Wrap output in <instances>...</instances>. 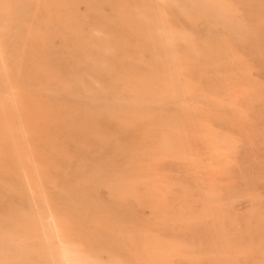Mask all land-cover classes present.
<instances>
[{"label":"bare ground","instance_id":"obj_1","mask_svg":"<svg viewBox=\"0 0 264 264\" xmlns=\"http://www.w3.org/2000/svg\"><path fill=\"white\" fill-rule=\"evenodd\" d=\"M262 14L264 0H0V264H264L260 194L246 217L231 200L249 178L239 147L263 134L237 45Z\"/></svg>","mask_w":264,"mask_h":264},{"label":"rangeland","instance_id":"obj_2","mask_svg":"<svg viewBox=\"0 0 264 264\" xmlns=\"http://www.w3.org/2000/svg\"><path fill=\"white\" fill-rule=\"evenodd\" d=\"M224 6L225 7H222V10H223L224 14H226L228 16V18L229 17L231 18V19L230 18L229 19L231 20L232 23L236 22L238 20L237 18H241V16L243 17L244 14H243V12L241 11V9L239 7H237V6L235 7L233 4H231V5L227 4V5H224ZM78 7H80V8H78ZM235 8H237V9H235ZM31 9L32 8H29L28 11H30ZM77 9L79 11L81 10V13H85L86 10H87L86 5L84 3H82V2L77 5ZM105 10L108 13L110 11L109 8H106ZM231 11L234 14L233 13L231 14ZM235 13L238 14V15H235ZM245 16L250 21V18L246 14H245ZM261 16L264 17V14H262ZM182 23H184V21ZM251 26H253V27H251ZM248 27L249 28L251 27V29H249V31H250L249 34H251V35L248 34V36L250 38L247 36L246 42H242V41L238 40L237 45L242 51L244 50L246 55L252 61L253 68L251 67V69H250L251 72L250 73L252 74V76L254 78H256L258 80V82L262 85V89L264 90V70H263L264 69V24L263 23H259L258 27L255 26V25H249ZM255 30H257V32ZM231 32H232V34H235V31L234 32L231 31ZM253 39H254V42H253ZM28 40L29 41H33L34 39L28 38ZM18 41H19V39H18ZM55 41L59 42L60 40L59 39H55ZM252 50H253V52H252ZM259 50L262 53L261 54V56H262L261 58L263 60H261L260 55H258V54H260ZM255 51H256V55L251 54V53L255 54ZM80 105L82 107H85L86 106V99L81 98ZM252 109H255V111L256 110H260L261 111L262 117H261V120L258 121V126H259L260 134H261V131L263 132V134L259 135L257 138H255V140H252L251 142L243 141V143L239 147L240 153H239L238 158H237L238 161L236 160L233 163L232 167H231L233 172L234 173L236 172L237 175L239 174L240 170H242L245 173V175L247 177H249L246 180V183H247L248 187L246 185H244V183L243 184L241 182L236 183L237 189H239L238 193L243 192V194H239V195H237V197L235 196V194H233V196L231 198V200L234 198L233 201L234 200L236 201V202L234 201L235 203H233L234 210L236 212H239L237 214L239 216H241V217L249 216L252 213V210L254 208V203L255 202H254V200H253L251 195L253 193H255V191H257L256 194H260L259 196L261 198L260 199L261 203H260L259 200H257V202L259 203V207L262 206L260 208H261V210L264 213V198H263L264 197V179H263L264 178V160H263L264 159V146H263L264 145V139H263V137H264V123H263L264 122V102L262 104V107H260L259 103H255L254 106H252ZM260 121H262V122H260ZM259 137H260V139H259ZM261 143L263 145H261ZM248 145H249V147H248ZM245 154L248 155V156H246ZM252 154H254V155H252ZM237 163L239 164L238 166L240 168H238V166L236 165ZM236 166H237V168H236ZM236 173H235V175H236ZM253 173L258 178L257 180H259V181H257V182L255 181L256 180L255 176H254V178H250V175H253ZM261 175H263V177ZM249 179H251V180L253 179V182L249 181ZM217 180H219V179L217 178ZM260 181H263V182H260ZM245 191H247V192L250 191L251 193L250 192H249V194L247 192L244 193ZM101 193L103 195H106V190L102 189ZM237 198H240V199H237ZM262 202H263V204H262Z\"/></svg>","mask_w":264,"mask_h":264}]
</instances>
